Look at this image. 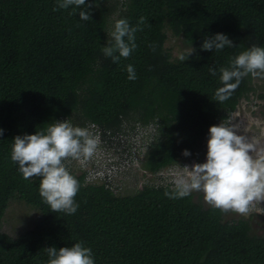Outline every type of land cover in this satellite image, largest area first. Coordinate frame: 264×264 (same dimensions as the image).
<instances>
[{
	"label": "trees",
	"instance_id": "1",
	"mask_svg": "<svg viewBox=\"0 0 264 264\" xmlns=\"http://www.w3.org/2000/svg\"><path fill=\"white\" fill-rule=\"evenodd\" d=\"M86 2L88 22L56 0H0V228L12 201L35 215L16 235L0 229V264H47L43 248L75 242L92 249L95 264H264V233L254 232L251 215L226 218L202 193L172 199L166 193L175 187L144 185L119 194L107 178L88 182L85 171L69 170L79 182L78 209L54 213L39 195V178L25 180L11 161L12 139L50 122L92 123L113 134L131 121L153 127L143 167L156 173L181 159L200 163L209 127L226 124L242 99L254 95L264 108V76L245 77L227 101H214L219 69L253 45L264 47V0ZM141 17L136 49L113 63L101 46L115 21L135 26ZM217 32L236 46L201 50ZM169 37L180 42L179 54L190 42L196 51L180 62L165 46ZM128 64L135 81L127 79Z\"/></svg>",
	"mask_w": 264,
	"mask_h": 264
},
{
	"label": "clouds",
	"instance_id": "2",
	"mask_svg": "<svg viewBox=\"0 0 264 264\" xmlns=\"http://www.w3.org/2000/svg\"><path fill=\"white\" fill-rule=\"evenodd\" d=\"M56 5L58 9L71 8L73 14L78 12L82 22L91 20V5L86 0H56ZM143 24V17L135 26L126 18L116 20L108 33L110 39L106 37V44L101 46L103 54L117 64L130 57L137 47L136 33L143 30ZM235 46L227 34L217 32L199 47L204 51L221 52ZM195 51L190 42L177 59L184 62ZM126 72L129 81L137 79L132 64L126 65ZM210 73L216 76L217 70L210 69ZM248 76H264V47L253 45L230 59L227 67L219 69L221 86L214 92V101L221 104L227 101ZM4 131L0 128V137ZM99 131L92 123L79 127L67 119L47 123L44 129L12 139L11 161L25 180L39 178V195L50 211L66 215L76 213L79 205L74 198L79 191V182L65 161L93 157L99 146ZM253 151L254 146L238 135L234 126L222 122L211 125L205 161L195 164L187 177L176 179L174 191L166 195L178 199L199 192L212 208L246 214L253 201L264 200V156L254 158ZM184 155L188 156L190 152L185 149ZM43 250L48 257L47 264H95L92 249L82 242H75L70 247L48 246Z\"/></svg>",
	"mask_w": 264,
	"mask_h": 264
},
{
	"label": "rangeland",
	"instance_id": "3",
	"mask_svg": "<svg viewBox=\"0 0 264 264\" xmlns=\"http://www.w3.org/2000/svg\"><path fill=\"white\" fill-rule=\"evenodd\" d=\"M165 46L171 47L173 56L178 55L182 49L180 42L172 37L167 38ZM256 81L258 84L262 82ZM226 125L234 126L236 133L254 146L252 153L254 158L264 156V108L259 99H255L254 95H250L249 99H242L236 110L229 115ZM100 132L97 134L99 146L93 157L87 160L68 159L65 165L74 174L85 171L88 182L99 183L103 178H107L115 193H132L144 185L158 188L175 187L174 181L187 177L191 168L198 164L194 160L181 159L172 165L162 167L156 173H150L144 169L143 160L148 143L152 141V126H139L129 121L124 123L121 131L113 134ZM205 159L206 156L200 163ZM202 201L207 204L204 196ZM249 215L254 232L263 234L264 200L253 201L248 212L243 215L228 211L226 218ZM34 216L29 207L21 202L12 201L5 210L0 229L10 235H16L33 224Z\"/></svg>",
	"mask_w": 264,
	"mask_h": 264
}]
</instances>
